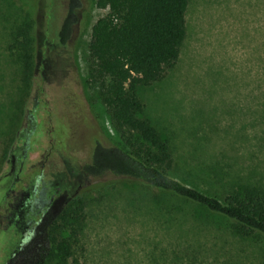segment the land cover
<instances>
[{
  "label": "rangeland",
  "instance_id": "obj_1",
  "mask_svg": "<svg viewBox=\"0 0 264 264\" xmlns=\"http://www.w3.org/2000/svg\"><path fill=\"white\" fill-rule=\"evenodd\" d=\"M71 1L0 0V264L32 236L52 197L90 183L83 169L97 144L116 141L87 84L91 30L107 10L83 3L63 46ZM186 19L177 66L140 90L145 116L171 139L184 183L220 195L246 177L264 183V0H193ZM26 22L29 87L12 50ZM164 201L138 187L91 201L70 264H264V237L242 240L221 217Z\"/></svg>",
  "mask_w": 264,
  "mask_h": 264
},
{
  "label": "trees",
  "instance_id": "obj_2",
  "mask_svg": "<svg viewBox=\"0 0 264 264\" xmlns=\"http://www.w3.org/2000/svg\"><path fill=\"white\" fill-rule=\"evenodd\" d=\"M192 1H71L61 30L64 42L74 31L76 11L83 3L107 10L91 30L87 84L108 116L116 141L111 146L97 144L83 169L90 183L67 200L55 199L9 264H70L87 205L125 187L147 190L162 207L168 205L165 199L196 205L227 221L232 235L242 240L264 237V183L246 177L223 195L184 183L175 176L178 164L171 139L145 116L140 90L162 82L177 66L188 37L186 17ZM31 31V24L24 23L12 48L26 87L34 74ZM10 154L7 149L4 162Z\"/></svg>",
  "mask_w": 264,
  "mask_h": 264
},
{
  "label": "flooded vegetation",
  "instance_id": "obj_3",
  "mask_svg": "<svg viewBox=\"0 0 264 264\" xmlns=\"http://www.w3.org/2000/svg\"><path fill=\"white\" fill-rule=\"evenodd\" d=\"M60 38H61V41H60L61 45L65 46V43H66V42H64V41L62 40L61 33H60ZM65 38H66V41H67V39H68L69 37L67 36V37H65ZM24 162H25V161H22V162H21V168H20V171H21L22 169L25 168V163H24ZM54 200H55V197H52V198L49 200L47 206L50 207V204H52V203L54 202ZM45 210H47V209H45ZM44 213H45V212H43V209H42V211L40 212L39 216L42 218L43 215H44Z\"/></svg>",
  "mask_w": 264,
  "mask_h": 264
}]
</instances>
